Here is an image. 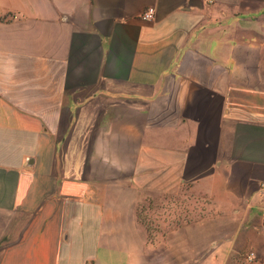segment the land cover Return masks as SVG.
<instances>
[{
  "label": "crops",
  "instance_id": "0c3cea01",
  "mask_svg": "<svg viewBox=\"0 0 264 264\" xmlns=\"http://www.w3.org/2000/svg\"><path fill=\"white\" fill-rule=\"evenodd\" d=\"M263 36L264 0H0V264H264V120L230 96ZM140 186L205 214L152 236Z\"/></svg>",
  "mask_w": 264,
  "mask_h": 264
},
{
  "label": "rangeland",
  "instance_id": "374dc122",
  "mask_svg": "<svg viewBox=\"0 0 264 264\" xmlns=\"http://www.w3.org/2000/svg\"><path fill=\"white\" fill-rule=\"evenodd\" d=\"M236 67H232L231 91L232 99H240V108L249 115L264 120V36L260 37L254 48L239 51ZM219 82L218 79H216ZM226 81V77H225ZM152 164H157L158 138H151ZM135 194L142 197L138 203L139 221L150 227L153 232L191 220L205 214L206 199L202 197H184L183 194L172 196L167 201L159 195L158 187H136ZM264 213V210H263Z\"/></svg>",
  "mask_w": 264,
  "mask_h": 264
},
{
  "label": "built area",
  "instance_id": "2783aa9c",
  "mask_svg": "<svg viewBox=\"0 0 264 264\" xmlns=\"http://www.w3.org/2000/svg\"><path fill=\"white\" fill-rule=\"evenodd\" d=\"M209 4H214L216 0H206ZM143 17L147 20H153L155 18V11L153 8H150L148 9ZM261 195L263 196L264 198V182L261 184ZM248 259L250 260H256L257 259V254L254 250H251L248 252V255H247Z\"/></svg>",
  "mask_w": 264,
  "mask_h": 264
}]
</instances>
